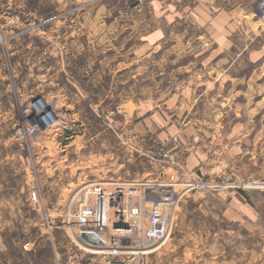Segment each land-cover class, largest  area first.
<instances>
[{
    "label": "rangeland",
    "instance_id": "1",
    "mask_svg": "<svg viewBox=\"0 0 264 264\" xmlns=\"http://www.w3.org/2000/svg\"><path fill=\"white\" fill-rule=\"evenodd\" d=\"M148 1L0 0V264H55L72 251H98L80 240V219L72 207L90 199L93 183L113 188L160 175L209 184L182 196L169 237L151 250L148 264H264V185L242 186L249 179L264 183L263 85L252 84L247 96L241 94L242 111L236 119L231 116L230 121L251 126L238 148L245 154L232 169L225 166L217 175L199 178L180 170L181 163L153 158L151 147L160 143L137 136L133 145L125 143L122 132L129 128L116 112L120 99L105 96L110 79L100 63L102 48L106 35L120 25V14H127V33L136 31L131 9L140 4L137 14L144 15L146 28L150 25ZM79 14H85L80 24L75 21ZM6 15L21 20L5 25ZM72 29L79 34L73 36ZM136 42L132 38L127 44ZM88 43H94L96 53L88 54ZM145 69L143 96L152 90L158 96V89L169 84L162 77L153 83L150 63ZM131 87L128 82L115 90L130 92ZM64 128L74 132L65 143ZM219 132L211 127L210 138L218 139ZM203 133L198 135L202 142L189 145L205 142ZM222 182L227 186L220 187ZM33 191L39 204L31 199ZM235 191L251 195L258 215L251 227L238 226L224 214L233 197L222 193Z\"/></svg>",
    "mask_w": 264,
    "mask_h": 264
},
{
    "label": "crops",
    "instance_id": "2",
    "mask_svg": "<svg viewBox=\"0 0 264 264\" xmlns=\"http://www.w3.org/2000/svg\"><path fill=\"white\" fill-rule=\"evenodd\" d=\"M258 2L151 0L147 28L144 15L137 14L143 6L140 4L131 9L136 12V19L130 17L136 22L135 32L127 33L128 26L123 23L127 14H120V25L106 35L100 62L110 79L105 96L119 97L116 112L122 115V124L139 139L163 144L180 159V170L199 178L217 175L225 166L232 169V164L245 154L238 148L251 126L230 120L242 111L241 94L247 96L252 84L264 86V19L257 15ZM84 15H77L76 23L80 24ZM92 32L93 24L87 30L89 41L94 37ZM72 34L79 32L72 29ZM132 38L137 42L127 44ZM88 44V54L96 53L94 43ZM149 63L153 83L162 77L169 85L158 89V96L152 90L144 97L145 68ZM91 80L89 76L88 82ZM128 82L130 92L127 88L116 92L117 86L127 87ZM241 86L246 90L241 91ZM214 126L220 131L216 140L209 133ZM200 132H204L206 141L190 150L189 144L197 141ZM263 185L253 180L242 182L244 187ZM222 194L233 197L226 204L225 216L242 227L256 222L258 215L251 206L249 192Z\"/></svg>",
    "mask_w": 264,
    "mask_h": 264
},
{
    "label": "built area",
    "instance_id": "3",
    "mask_svg": "<svg viewBox=\"0 0 264 264\" xmlns=\"http://www.w3.org/2000/svg\"><path fill=\"white\" fill-rule=\"evenodd\" d=\"M256 12L264 19V0H259ZM20 20L18 16L6 15L3 21L5 25H14ZM122 134L126 144H134V134L129 130ZM198 141L202 142L203 137H199ZM151 148L153 158L163 160L168 165L181 163L163 144H155ZM189 148H194V144ZM185 180L175 182L160 175L153 181L113 188L101 183L91 184L90 199L78 202L79 206L72 209L80 219L78 234L94 233L101 243L92 244L81 237L80 240L98 251H72L65 261L56 259L55 264H148L151 250L160 247L169 237L174 211L182 196L195 188H208V181L194 178ZM234 181L239 183L238 180ZM225 186L227 183L220 184V187ZM31 199L39 204L36 191L31 193Z\"/></svg>",
    "mask_w": 264,
    "mask_h": 264
},
{
    "label": "water",
    "instance_id": "4",
    "mask_svg": "<svg viewBox=\"0 0 264 264\" xmlns=\"http://www.w3.org/2000/svg\"><path fill=\"white\" fill-rule=\"evenodd\" d=\"M137 4L134 3V5ZM133 5V6H134ZM73 133V131L69 128H64L63 129V139L62 142L65 143L67 141V138ZM81 238L84 239L85 241L92 243V244H99L101 243V240L98 236H96L94 233L90 232H82L80 234Z\"/></svg>",
    "mask_w": 264,
    "mask_h": 264
},
{
    "label": "bare ground",
    "instance_id": "5",
    "mask_svg": "<svg viewBox=\"0 0 264 264\" xmlns=\"http://www.w3.org/2000/svg\"><path fill=\"white\" fill-rule=\"evenodd\" d=\"M41 108H44V109H45V108H47V107H41ZM41 113H42V112H41ZM45 115H46V114H45ZM45 115H44V116H45ZM48 115H49V114H47V116H48ZM73 133H74V132H73ZM73 133H72V134H73ZM80 245H81V244H80ZM89 250H90V249H89Z\"/></svg>",
    "mask_w": 264,
    "mask_h": 264
}]
</instances>
